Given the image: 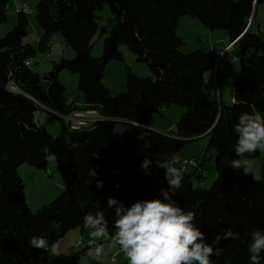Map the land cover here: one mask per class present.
I'll use <instances>...</instances> for the list:
<instances>
[{
    "label": "trees",
    "instance_id": "obj_1",
    "mask_svg": "<svg viewBox=\"0 0 264 264\" xmlns=\"http://www.w3.org/2000/svg\"><path fill=\"white\" fill-rule=\"evenodd\" d=\"M9 1L0 0V25L7 20ZM255 2L258 6L264 0H40L37 20L45 31L41 42L59 33L75 53L74 59L53 65L44 77L47 87L40 85L39 74L32 69L37 51H45V46L35 49L24 42L30 20L18 14L15 28L0 39V264H80L82 252L48 256V249L70 231H84L85 214L99 210L105 214L107 234L113 237L115 209L108 206V198L129 207L138 201L163 199L161 189L169 186L165 169L156 163L158 156L179 155L187 139L207 132L204 137L215 150L216 181L209 188L195 189L193 173L178 163L186 171L172 198L195 214L194 222L209 244L216 233L228 228L239 233L238 239L213 244L214 249H222V254L210 257L213 264H250L251 233L264 231V165L263 179L255 180L228 164L239 158L233 128L238 117L253 110L264 115V32L247 30ZM105 6L113 15L109 32L106 27L99 30L96 21ZM183 16L209 30H222L236 42L240 73L230 106L220 107L204 89L205 74L217 67V51L180 52L185 43L177 28ZM98 33L103 51L94 57ZM120 46H126L138 63L148 65L153 78H138L127 67L126 92L112 95L102 78L110 61H124ZM64 69L79 77L83 109L97 110L104 119L83 130H70L62 122L59 136L53 137L39 127L35 114L45 107L53 121L58 114L68 115L78 108L67 104L65 87L59 83ZM172 105L184 110L174 132L178 138L144 128L152 127L154 116ZM116 124L125 125L120 153L113 149ZM144 133L147 154L136 155L133 144ZM45 147L55 154L65 190L34 213L18 168L29 164L46 171L50 160L44 158ZM146 156L152 160L147 172L140 167ZM260 156L257 151L250 158ZM195 162L190 166L204 170L203 162ZM92 169L97 173L94 177ZM97 181H103L102 188ZM52 221L60 227L53 228ZM34 235L46 238V250L30 245Z\"/></svg>",
    "mask_w": 264,
    "mask_h": 264
},
{
    "label": "rangeland",
    "instance_id": "obj_2",
    "mask_svg": "<svg viewBox=\"0 0 264 264\" xmlns=\"http://www.w3.org/2000/svg\"><path fill=\"white\" fill-rule=\"evenodd\" d=\"M39 2L40 0H10L6 7L7 20L0 25V39L4 38L15 28L20 11L24 8H28L32 13L27 14L30 20V27L29 34L24 42L32 45L35 49H38L39 43L45 37V31L41 28L37 20V6ZM256 7L257 8H255V12L252 14V19L250 21V31L252 33H259V31L264 32V3H260L258 6L256 5ZM112 18L113 15L110 7L105 6L96 20L99 30L106 27L109 32L111 29L109 22ZM194 24L198 25L197 29H194ZM205 28L206 27L196 19L189 16H183L178 24L177 34L183 41L187 40V42L181 47L180 52L189 54L196 51H210L211 49L208 46V42H204L205 40H202L204 45L200 47L203 49H189L194 47L192 46V41L195 39L196 33L205 30ZM216 32L224 31L217 30ZM99 35L100 33L94 38L95 45L92 51L94 57H100L103 51V38H100ZM227 42L226 46L228 47L231 40L229 39ZM196 43L201 44L197 40ZM237 48L238 47L236 46L235 51H233V48L230 49V53L225 57L226 63L223 64L221 61L219 71H217L215 75H208L205 80V91L211 92L213 99L220 107H228L234 102V80L240 73V65L239 61H234L231 57L236 55ZM119 50L124 56V61H110L106 66L102 78V85L109 90L112 95L126 92L127 67L130 68L133 75L138 78H153V75L149 73L150 69L148 65L138 63L136 57L126 46H120ZM222 56L223 53L221 52L219 60ZM74 58L75 53L67 46L64 38L59 33H54L47 42L46 50L37 51L36 57L32 61V69L39 74L40 85L46 87L47 83L44 80V77L53 70V65L58 63L61 59L72 60ZM58 79L59 83L65 87L66 97L75 99L79 105L78 107L83 109L84 95L80 89L78 75L73 74L68 69H64L60 72ZM14 89L16 88L14 87ZM225 92L228 94L229 100L222 101L221 93L225 99ZM179 112L183 113V109L174 105L172 106L170 116L163 118L160 113L156 114L153 119L155 122L154 125L157 126L162 123L164 126L170 127L171 124L177 123L181 118L178 116ZM35 120L39 124V127L45 129L51 136H59L62 129V122L59 119L50 121V115L46 110L41 108L37 110ZM124 130V124L115 125L113 149L116 153L121 152ZM146 137L147 133H144L135 142V151H139L135 153L136 155L143 156L147 154L148 147ZM208 144L209 140L206 137L189 141L185 144L183 150H181L178 155L179 166L185 167L193 173V187L195 189L209 188L217 178L215 150L212 147L209 148ZM258 151L261 152L260 150ZM192 159L203 162V169L205 171L196 168V166H190L184 163L185 161ZM253 161L254 163L248 174L255 180H262L264 152H261V156L253 159ZM203 171L206 172L207 177L204 176ZM18 174L24 182L27 204L34 213H36L43 205L54 202L65 190V183L54 159L49 161L48 169L46 171L39 170L29 164H22L18 168ZM84 231L83 236H81V229L70 231L59 242L52 245L54 246L52 248H56L55 246H57V248L58 246L66 247L69 249L66 250L67 253H61L65 255L72 252H82L80 264H130V261L121 250L120 246L114 241L113 237L106 234L103 237L94 238L91 236L92 230L90 228H85ZM97 246H100L103 249L102 254L99 256L95 254ZM41 261L38 263H41Z\"/></svg>",
    "mask_w": 264,
    "mask_h": 264
},
{
    "label": "clouds",
    "instance_id": "obj_3",
    "mask_svg": "<svg viewBox=\"0 0 264 264\" xmlns=\"http://www.w3.org/2000/svg\"><path fill=\"white\" fill-rule=\"evenodd\" d=\"M233 128L238 135L235 155L239 158L231 160L228 165L243 169L247 175L254 163L251 155L258 150L264 152V115L255 110L243 113ZM43 152L45 160L55 159V154L49 148L45 147ZM93 155L98 158V153ZM156 163L165 169V180L169 186L167 190L161 189L163 199L138 201L129 207L115 197L108 198V206L115 209L114 241L130 264H213L210 257L222 254V249H214L213 244L218 245L221 239H238L239 233L228 228L223 233H216L212 244H209L205 233L194 222L195 214L185 211L172 198L180 189L186 171L176 166L179 163L178 155L164 158L159 155ZM151 164L150 156H146L140 167L147 172ZM90 175L96 176V170L92 169ZM97 187L102 188L103 181H97ZM95 207L100 209L99 204ZM83 222L86 228L92 229L91 236L94 238L103 237L109 231L102 210L94 214L86 213ZM52 227H60L59 222L52 221ZM29 243L36 249H47V240L43 236L34 235ZM247 247L250 264H261L264 231L254 230ZM102 251V247L97 246L95 254L99 256Z\"/></svg>",
    "mask_w": 264,
    "mask_h": 264
},
{
    "label": "crops",
    "instance_id": "obj_4",
    "mask_svg": "<svg viewBox=\"0 0 264 264\" xmlns=\"http://www.w3.org/2000/svg\"><path fill=\"white\" fill-rule=\"evenodd\" d=\"M22 11H20V13H21ZM23 13V12H22ZM32 13V12H31ZM23 14H25V13H23ZM25 15H27V14H25ZM181 20V19H180ZM180 20H179V22H180ZM195 23V22H194ZM198 28V25L197 24H194V29H197ZM249 29H250V26H249ZM217 30H209V29H207V28H205V30H202V31H200V32H198V33H196V35H195V39L192 41L193 43V45L192 46H194V47H191V48H189V49H203V48H200V47H202L204 44V42H208V46H209V48L211 49V50H216L217 51V53H218V55H219V58H220V53L222 52L223 53V56L221 57V59L218 61V64H217V67H216V69L215 70H213V71H210V72H208V73H206L205 74V79H204V85H205V80L207 79V77H208V75H215L216 73H217V71H219V69H220V65H221V61H222V63L224 64V63H226L225 62V57H226V55L227 54H229L230 53V49H232L233 48V51H235V48H236V46H234V44H232V42L230 43V45L227 47L226 45H227V40H229V37H228V35L226 34V32H216ZM196 40L199 42V43H201V44H197L196 43ZM202 40H205L204 42H202ZM48 41H49V39H48ZM48 41H44L43 43L42 42H40L39 43V46H45V49L47 48V42ZM187 42V40H184V43H186ZM236 43V42H235ZM226 47V48H225ZM205 48H207V47H205ZM204 50H207V49H204ZM232 56V55H231ZM235 57H238V51H237V53H236V55H234V56H232L231 58H232V60H233V58H235ZM239 61V60H238ZM149 73H151V71H149ZM152 74V73H151ZM47 87V86H46ZM208 93H210L211 94V92H209V91H207ZM73 96V95H72ZM221 96H222V101L223 100H229V97H228V94L225 92V99L223 98V95H222V93H221ZM67 99L68 100H72V102L74 103V105L75 106H79L78 105V103L75 101V99H73V98H70V97H67ZM231 99V98H230ZM84 101V100H83ZM84 104L85 103H83V106H84ZM172 106H174V105H172ZM172 106H170V107H164L163 109H161V111H160V115L163 117V118H166V116H170V113L172 112ZM79 108V107H78ZM80 109V108H79ZM183 112H184V110H183ZM182 112H179V117H181L182 116ZM59 117V116H58ZM155 117V116H154ZM154 119V118H153ZM155 124V122H154V120H153V123H152V126H153V128L152 127H150V128H152V129H150V130H155L156 132H159V133H162V134H166V135H169V134H174V132L176 131V130H172L171 129V127L174 125L175 127H176V123H174V124H171V126L170 127H166V126H164L162 123L161 124H158L157 126H155L154 125ZM175 135V134H174ZM137 141V140H136ZM135 141V142H136ZM135 144L136 143H134L133 144V150H134V152L135 153H137V152H139V151H135ZM185 163V162H184ZM186 164V163H185ZM186 165H188V164H186ZM85 231H82V233H81V236H83V233H84ZM52 247H54V246H52ZM52 247H50L49 248V250H48V256H54V255H52V254H55V255H60L61 253H67L66 252V250H69V249H67L66 247H64V246H58V248H57V246H55L56 248H52ZM52 248V249H51Z\"/></svg>",
    "mask_w": 264,
    "mask_h": 264
},
{
    "label": "built area",
    "instance_id": "obj_5",
    "mask_svg": "<svg viewBox=\"0 0 264 264\" xmlns=\"http://www.w3.org/2000/svg\"><path fill=\"white\" fill-rule=\"evenodd\" d=\"M23 13L29 14L32 11L28 8H24L22 10ZM234 61H238L239 57L233 58ZM67 104L70 106H73L74 103L72 100H68ZM60 118H62L65 121V126L70 129V130H83V129H91L93 128L96 123L103 118V116L95 110H77L74 109L72 112H70L68 115H62L58 114ZM172 130H176V127L173 125L171 127ZM170 137L178 138L174 134H169ZM186 164L188 165H195L196 162L194 159L185 161ZM207 177V175H205Z\"/></svg>",
    "mask_w": 264,
    "mask_h": 264
},
{
    "label": "water",
    "instance_id": "obj_6",
    "mask_svg": "<svg viewBox=\"0 0 264 264\" xmlns=\"http://www.w3.org/2000/svg\"><path fill=\"white\" fill-rule=\"evenodd\" d=\"M256 5H257V2H255L253 13L255 12ZM249 26H250V22H249V24H248L247 30L249 29ZM41 108L44 109V110L49 111V110L46 109L45 107H41ZM115 122H123V121H115ZM123 123H127V122H123ZM144 128L147 129V130L152 129V128L148 127V126H144ZM207 133H208V132H207ZM207 133H205V134H203V135H201V136H198V137H196V138L187 139L186 141H193V140L200 139V138L204 137Z\"/></svg>",
    "mask_w": 264,
    "mask_h": 264
},
{
    "label": "bare ground",
    "instance_id": "obj_7",
    "mask_svg": "<svg viewBox=\"0 0 264 264\" xmlns=\"http://www.w3.org/2000/svg\"><path fill=\"white\" fill-rule=\"evenodd\" d=\"M232 44H234V45H235L236 43L234 42V43H232ZM77 110H84V109H82V108H80V109H79V108H77ZM90 110H92V109H90ZM95 111H97V110H95ZM98 112H99V111H98ZM99 113H100V112H99ZM103 118H104V117H103ZM59 119L61 120V122H63V123H64V120H63L62 118H60V117H59ZM102 120H103V119H102ZM64 125H65V123H64Z\"/></svg>",
    "mask_w": 264,
    "mask_h": 264
}]
</instances>
